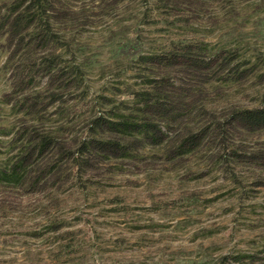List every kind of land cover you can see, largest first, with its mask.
<instances>
[{"label":"trees","instance_id":"16d2710c","mask_svg":"<svg viewBox=\"0 0 264 264\" xmlns=\"http://www.w3.org/2000/svg\"><path fill=\"white\" fill-rule=\"evenodd\" d=\"M211 1H2L1 69L11 89L0 104L18 119L0 126V136L10 137L0 140L7 147L2 193H40L68 182L83 188L89 172L139 161L148 149L177 164L216 143L214 160L263 164L264 151L246 154L229 140L264 135V89L250 106L231 107L220 118L207 108L213 94L264 86L263 56L249 55L240 38L214 43L201 35L196 23ZM136 3L132 23L117 21L120 35H112L119 85L97 87L89 77L97 61L87 55L83 33ZM144 26H155L163 39L144 38ZM128 72L132 81L123 78ZM63 228L53 223L49 230Z\"/></svg>","mask_w":264,"mask_h":264},{"label":"rangeland","instance_id":"374dc122","mask_svg":"<svg viewBox=\"0 0 264 264\" xmlns=\"http://www.w3.org/2000/svg\"><path fill=\"white\" fill-rule=\"evenodd\" d=\"M135 7L141 6L122 7L83 33L86 53L97 61L89 76L97 87L119 85L112 35H120L117 21L132 23ZM208 9L196 23L202 36L214 43L240 38L249 55L264 60V0H212ZM143 28L147 40L163 39L155 26ZM4 61L0 51V98L11 89ZM130 75L123 78L132 81ZM263 89L252 82L227 89V96L213 94L207 108L220 118L231 107L250 106ZM17 121L1 105L0 126ZM229 143L246 154L264 151V135ZM213 145L177 164L148 149L139 161L89 172L83 188L68 182L40 193L0 190V264H264V163L223 164L210 157L219 149ZM5 152L0 143V160ZM53 223L64 228L49 230Z\"/></svg>","mask_w":264,"mask_h":264}]
</instances>
